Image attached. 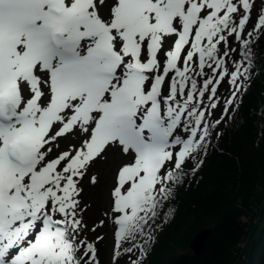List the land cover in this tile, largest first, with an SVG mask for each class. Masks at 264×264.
<instances>
[{"label":"snow or ice","instance_id":"6c2138e0","mask_svg":"<svg viewBox=\"0 0 264 264\" xmlns=\"http://www.w3.org/2000/svg\"><path fill=\"white\" fill-rule=\"evenodd\" d=\"M261 43L264 0H0V264H151L264 72Z\"/></svg>","mask_w":264,"mask_h":264},{"label":"trees","instance_id":"16d2710c","mask_svg":"<svg viewBox=\"0 0 264 264\" xmlns=\"http://www.w3.org/2000/svg\"><path fill=\"white\" fill-rule=\"evenodd\" d=\"M264 57V43L258 45ZM264 72H260L240 118L225 130L190 187L179 189L178 214L161 232L151 264H243L247 237L259 219L247 248V264H264ZM212 232L200 254L190 248L202 228ZM94 236V233H90ZM105 261L108 252L101 245Z\"/></svg>","mask_w":264,"mask_h":264},{"label":"rangeland","instance_id":"374dc122","mask_svg":"<svg viewBox=\"0 0 264 264\" xmlns=\"http://www.w3.org/2000/svg\"><path fill=\"white\" fill-rule=\"evenodd\" d=\"M116 162V158L111 155L99 158L93 170V174L96 175L97 179L95 181L85 182L87 191L84 193V196L91 206V211L88 213L90 220L102 217L103 212L107 209ZM99 232L107 233L104 242L107 247L108 256L110 257L113 244L111 230L101 228Z\"/></svg>","mask_w":264,"mask_h":264},{"label":"water","instance_id":"95a60500","mask_svg":"<svg viewBox=\"0 0 264 264\" xmlns=\"http://www.w3.org/2000/svg\"><path fill=\"white\" fill-rule=\"evenodd\" d=\"M258 222H259V219L254 224L253 228L251 229V231L247 237V241H246L244 249H243V264H247V248H248L249 242L251 240V237L255 232V229L257 227ZM211 232H212L211 227H204L194 235L193 239L190 242V247L194 251L195 255H198L201 253V251L203 250Z\"/></svg>","mask_w":264,"mask_h":264}]
</instances>
